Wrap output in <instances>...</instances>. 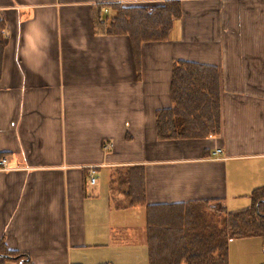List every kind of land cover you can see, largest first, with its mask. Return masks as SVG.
<instances>
[{"label": "crops", "instance_id": "crops-1", "mask_svg": "<svg viewBox=\"0 0 264 264\" xmlns=\"http://www.w3.org/2000/svg\"><path fill=\"white\" fill-rule=\"evenodd\" d=\"M168 1L182 15L137 55L129 36L96 22L105 4ZM1 19L0 240L9 249L33 264H149L147 206L237 211L264 188V0H0ZM180 60L217 70L219 133L158 137ZM132 167L145 193L129 206L116 176Z\"/></svg>", "mask_w": 264, "mask_h": 264}, {"label": "trees", "instance_id": "trees-1", "mask_svg": "<svg viewBox=\"0 0 264 264\" xmlns=\"http://www.w3.org/2000/svg\"><path fill=\"white\" fill-rule=\"evenodd\" d=\"M110 12L98 17L104 33L130 37L136 55L144 41L168 38L173 20L181 15L178 1L155 7H125L105 4ZM101 8V7H100ZM6 22L0 20V78L9 39ZM211 65L176 61L172 70V107L157 113L160 139L204 138L221 129L220 78ZM129 206L144 204L145 185L139 167L117 175ZM219 204V203H217ZM210 203L147 206L149 264H229V242L233 239L261 237L264 245V188L255 190L252 204L244 209L225 211L226 219L207 212ZM210 219L202 223V216ZM221 225V228L218 225ZM207 230L205 231L204 230ZM232 233V235H227ZM33 264L25 252L11 250L0 240V264ZM264 264V263H263Z\"/></svg>", "mask_w": 264, "mask_h": 264}, {"label": "rangeland", "instance_id": "rangeland-1", "mask_svg": "<svg viewBox=\"0 0 264 264\" xmlns=\"http://www.w3.org/2000/svg\"><path fill=\"white\" fill-rule=\"evenodd\" d=\"M181 15H182V8H181ZM177 18H175V19H177ZM210 206H212V208H207L206 211L215 215V217L218 220L227 218L225 216V211H222V209H220L221 204H216V205L214 204V205H210ZM210 219H215V218L211 217V216L209 218V216L205 215V216H202L201 221H202V223H204L205 221H209ZM127 224H130V222ZM218 227L221 228V225L219 224ZM204 230H205V228H204ZM206 230H207V228H206ZM230 234L232 235V233H229L227 235H230ZM262 240L263 239H261V238H258V239H236L233 241L231 240L228 243L229 244L228 252H229V256L231 258V263H233V264H263L264 263V255H263L264 254V245H263ZM129 241H132V240H129ZM134 247H137V250H141L140 245H137ZM134 247H130V248L134 249ZM115 250H117V249H115ZM119 250H123V249H121V247H119Z\"/></svg>", "mask_w": 264, "mask_h": 264}, {"label": "built area", "instance_id": "built-area-1", "mask_svg": "<svg viewBox=\"0 0 264 264\" xmlns=\"http://www.w3.org/2000/svg\"><path fill=\"white\" fill-rule=\"evenodd\" d=\"M219 153H222V149H220V148L216 149V150L214 151L213 155L217 157V156L219 155ZM90 181H91L92 183H95L96 178L92 175Z\"/></svg>", "mask_w": 264, "mask_h": 264}]
</instances>
